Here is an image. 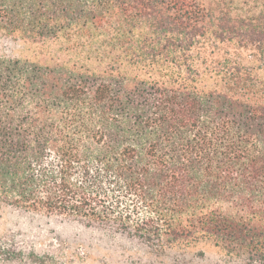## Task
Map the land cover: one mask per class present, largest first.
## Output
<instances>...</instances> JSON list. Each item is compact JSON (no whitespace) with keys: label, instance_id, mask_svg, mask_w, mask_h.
Returning a JSON list of instances; mask_svg holds the SVG:
<instances>
[{"label":"trees","instance_id":"16d2710c","mask_svg":"<svg viewBox=\"0 0 264 264\" xmlns=\"http://www.w3.org/2000/svg\"><path fill=\"white\" fill-rule=\"evenodd\" d=\"M239 2L0 0V35L59 48L0 57V206L264 264V0Z\"/></svg>","mask_w":264,"mask_h":264},{"label":"rangeland","instance_id":"374dc122","mask_svg":"<svg viewBox=\"0 0 264 264\" xmlns=\"http://www.w3.org/2000/svg\"><path fill=\"white\" fill-rule=\"evenodd\" d=\"M56 49L0 35V57L46 64ZM227 51L244 63L250 60L251 51L234 46L222 47L210 59H219ZM259 73L264 75V67ZM0 247V264H251L213 243L162 247L113 226L9 206H0Z\"/></svg>","mask_w":264,"mask_h":264}]
</instances>
